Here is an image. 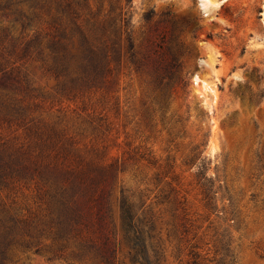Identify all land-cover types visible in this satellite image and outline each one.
<instances>
[{
    "label": "rangeland",
    "instance_id": "1",
    "mask_svg": "<svg viewBox=\"0 0 264 264\" xmlns=\"http://www.w3.org/2000/svg\"><path fill=\"white\" fill-rule=\"evenodd\" d=\"M124 2L87 0L79 19L99 29ZM151 9H170L196 25L182 34L186 91H169L162 102L125 57L110 56L108 71L96 76L73 69L56 76L34 58L27 62L34 113L64 131L63 160L104 166L102 186L110 193L119 243L115 264H132L121 229L124 197L140 219L152 264H194L193 245L200 264L232 254L240 264H264V96L251 99L264 93V0H133L136 43L148 31L143 14ZM49 17L45 13L39 22L44 32L51 30ZM3 32L20 36L21 22L0 16ZM0 133L18 143L32 138L7 123L0 124ZM197 144L215 180L216 210L205 206L195 170L184 162ZM16 194L22 203L33 201L32 188L18 187ZM18 258L17 264L71 262L32 251Z\"/></svg>",
    "mask_w": 264,
    "mask_h": 264
},
{
    "label": "trees",
    "instance_id": "2",
    "mask_svg": "<svg viewBox=\"0 0 264 264\" xmlns=\"http://www.w3.org/2000/svg\"><path fill=\"white\" fill-rule=\"evenodd\" d=\"M81 4L87 0H0V16L13 17L23 28L20 36L0 35V124L17 125L32 136L18 143L0 133V264H17L19 255L28 251L71 259L69 264H88V260L89 264H115L119 252L110 193L102 186L107 172L91 161L75 165L63 160L64 131L34 113L29 59H41L56 76H69L72 69L96 76L108 71L110 56L125 57L130 71L145 75L162 102L170 97L169 91H186L189 84L182 34L194 31L193 21L170 9L159 14L148 10L143 14L148 31L136 43L133 0H125L117 17L99 29L82 24ZM45 13L50 16L47 32L39 26ZM94 30L100 32L97 37ZM263 96L261 92L251 99L259 102ZM200 144L184 162L195 170L205 206L216 210L215 180L208 174V157ZM24 186L34 191L32 203H22L16 194ZM120 208L123 241L132 264H152L132 204L124 197ZM193 247V263L200 264L202 256L197 245ZM211 261L240 264L233 254L227 260L221 256Z\"/></svg>",
    "mask_w": 264,
    "mask_h": 264
},
{
    "label": "bare ground",
    "instance_id": "3",
    "mask_svg": "<svg viewBox=\"0 0 264 264\" xmlns=\"http://www.w3.org/2000/svg\"><path fill=\"white\" fill-rule=\"evenodd\" d=\"M203 2H204V5H208V3L211 2V0H203Z\"/></svg>",
    "mask_w": 264,
    "mask_h": 264
}]
</instances>
